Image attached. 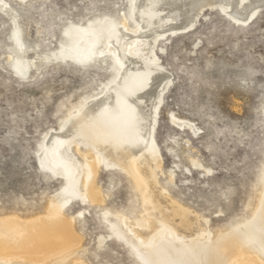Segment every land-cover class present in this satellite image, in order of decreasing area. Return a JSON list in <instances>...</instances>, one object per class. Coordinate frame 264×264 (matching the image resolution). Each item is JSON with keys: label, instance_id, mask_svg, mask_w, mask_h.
I'll use <instances>...</instances> for the list:
<instances>
[{"label": "rangeland", "instance_id": "rangeland-1", "mask_svg": "<svg viewBox=\"0 0 264 264\" xmlns=\"http://www.w3.org/2000/svg\"><path fill=\"white\" fill-rule=\"evenodd\" d=\"M4 1L15 13L26 47L22 54L31 67L26 79L13 73L12 23L9 12H0V217L31 220L45 215L62 184L38 162L45 132L58 129L114 75L109 60L102 69H82L44 58L68 23L102 14L120 17L127 0ZM154 52L170 76L153 135L160 159L157 182L172 200L206 219L213 234L228 231L250 219L264 167V9L247 23L205 10L191 31L160 39ZM95 182L103 203L74 201L64 210L67 219L75 217L73 229L82 238L72 258L136 264L103 219L111 212L129 226L141 218L132 179L113 167L100 170ZM123 230L131 237L126 226ZM99 236L105 242L98 247Z\"/></svg>", "mask_w": 264, "mask_h": 264}, {"label": "bare ground", "instance_id": "bare-ground-1", "mask_svg": "<svg viewBox=\"0 0 264 264\" xmlns=\"http://www.w3.org/2000/svg\"><path fill=\"white\" fill-rule=\"evenodd\" d=\"M126 4L120 17L102 14L83 24L68 23L57 47L44 58L82 69H102L109 60L114 75L101 85L100 94L86 96L58 129L45 132L36 150L38 162L62 180L61 187L50 197L42 217H0V264H85L72 258L82 238L74 232L75 217L67 219L64 210L74 201L103 203L96 176L113 167L131 177L143 212L129 226L122 215L111 212L103 219L136 264H264V167L250 219L213 234L206 219L184 209L158 184L160 159L153 136L170 84L156 59V43L191 31L208 9L220 10L235 23L250 22L264 9V0H127ZM11 11L0 0V12H9L12 23L10 66L26 79L31 62L22 54L26 47ZM104 242L99 236L98 247Z\"/></svg>", "mask_w": 264, "mask_h": 264}]
</instances>
